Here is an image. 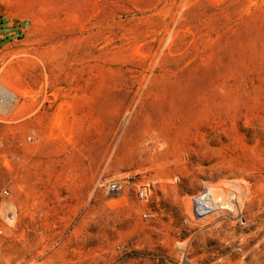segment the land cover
<instances>
[{
  "label": "rangeland",
  "instance_id": "obj_1",
  "mask_svg": "<svg viewBox=\"0 0 264 264\" xmlns=\"http://www.w3.org/2000/svg\"><path fill=\"white\" fill-rule=\"evenodd\" d=\"M0 28V264H264V0H0ZM76 84L81 142L109 168L61 223L15 189L16 165L31 88ZM130 174L147 201L102 185ZM208 189L234 207L197 212Z\"/></svg>",
  "mask_w": 264,
  "mask_h": 264
},
{
  "label": "crops",
  "instance_id": "obj_2",
  "mask_svg": "<svg viewBox=\"0 0 264 264\" xmlns=\"http://www.w3.org/2000/svg\"><path fill=\"white\" fill-rule=\"evenodd\" d=\"M7 26L3 24L1 28ZM6 33L0 32V37H4L0 39V56L4 62L11 60L13 51L12 42L5 41ZM31 89L30 95H40L41 99L36 105L31 104V113L26 119L33 141L20 148L15 189L31 194L30 205L36 208L37 215L45 218L52 215L58 222L69 223L77 210L81 220V195L87 200L102 169L109 168L93 162L92 142L88 139L81 142V84L60 91L38 86ZM27 114L20 113V118L25 119ZM128 166L137 168L143 164L133 157ZM22 206L19 203V209Z\"/></svg>",
  "mask_w": 264,
  "mask_h": 264
},
{
  "label": "built area",
  "instance_id": "obj_3",
  "mask_svg": "<svg viewBox=\"0 0 264 264\" xmlns=\"http://www.w3.org/2000/svg\"><path fill=\"white\" fill-rule=\"evenodd\" d=\"M2 68V64L0 62V71ZM4 85L0 83V123H5L6 120L9 118L8 115L11 114L10 111L5 108V105L7 103V98H10V95L8 93H5L4 95ZM33 137L31 135H27L24 138V142H32ZM24 142H18L23 143ZM4 142L2 138L0 137V148L3 146ZM22 144V145H23ZM134 176L132 174L128 175L127 177L123 178L122 180H110L109 182H105L102 185L106 188L107 192L112 194L113 196H122L128 187H136L139 197L142 201H147L149 199V193L151 192L150 183H138L134 180ZM2 194L4 196H9L11 194V190L9 188H4L2 191ZM206 215L210 214V209H204ZM18 213V211L14 212L12 216L9 218L11 221H15V214ZM8 232H11V229L8 231L4 230L3 228H0V234L8 235Z\"/></svg>",
  "mask_w": 264,
  "mask_h": 264
},
{
  "label": "bare ground",
  "instance_id": "obj_4",
  "mask_svg": "<svg viewBox=\"0 0 264 264\" xmlns=\"http://www.w3.org/2000/svg\"><path fill=\"white\" fill-rule=\"evenodd\" d=\"M222 195H224V197L227 198V199H224L223 198V200H222L223 203L222 204H227V205L232 204L233 205L234 196H232V195L230 196V194L228 192H226V190L223 191V194ZM195 201H196V208L195 209H196L197 212H199L201 214L202 213L203 214L205 213L204 209L209 208L211 212H214V211H217L220 208V206H222V204L220 202L221 200L218 199V198H216V194L213 193L210 189H208V191H205L201 195L197 196L196 199H195ZM225 207H228V206H225ZM233 207H234V205H233ZM222 208H223V206H222Z\"/></svg>",
  "mask_w": 264,
  "mask_h": 264
}]
</instances>
